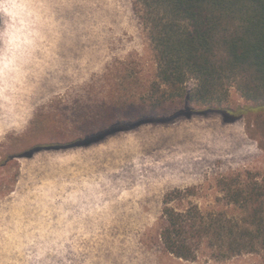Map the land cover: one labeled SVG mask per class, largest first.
I'll list each match as a JSON object with an SVG mask.
<instances>
[{"label": "rangeland", "instance_id": "obj_1", "mask_svg": "<svg viewBox=\"0 0 264 264\" xmlns=\"http://www.w3.org/2000/svg\"><path fill=\"white\" fill-rule=\"evenodd\" d=\"M0 54V264H260L218 259L206 246L185 261L160 234L166 194L189 190L170 204L178 211L230 212L220 182L264 177L263 111L234 123L218 113L178 117L22 157L97 130L110 102L134 97L115 119L148 114L138 98L157 62L131 0H0ZM225 98L251 106L233 86Z\"/></svg>", "mask_w": 264, "mask_h": 264}, {"label": "trees", "instance_id": "obj_2", "mask_svg": "<svg viewBox=\"0 0 264 264\" xmlns=\"http://www.w3.org/2000/svg\"><path fill=\"white\" fill-rule=\"evenodd\" d=\"M131 1L157 62L155 83L138 98L148 114L115 119L133 105L130 100L134 97L119 104L110 102L108 116L100 120L97 130L37 143L22 157L90 147L118 133L178 117L218 113L225 123H234L251 112H264V0ZM230 86L251 106H226ZM168 107L172 111L169 117L151 116ZM220 191L230 212L207 214L194 205L178 211L170 204L189 190L166 194L165 226L160 234L163 248L185 261L195 260L200 247L206 246L218 259L251 255L264 264V177L257 180L247 174L243 179H224Z\"/></svg>", "mask_w": 264, "mask_h": 264}, {"label": "bare ground", "instance_id": "obj_3", "mask_svg": "<svg viewBox=\"0 0 264 264\" xmlns=\"http://www.w3.org/2000/svg\"><path fill=\"white\" fill-rule=\"evenodd\" d=\"M11 31V30H10ZM1 55V54H0ZM2 56V55H1ZM1 69H3L4 71H6L7 69L8 70H12L13 69V67H12V65H9V63L7 64V66H2V68ZM7 72V71H6ZM3 77V76H2ZM1 92H3V91H1ZM1 96V95H0ZM3 97V96H2ZM6 97V96H5ZM1 99V98H0ZM4 102V101H3ZM2 106V105H1ZM13 107V106H12ZM3 113V112H2ZM5 113V112H4ZM3 113V114H4ZM1 114V113H0ZM7 114V113H6ZM9 115V114H8ZM1 116V115H0ZM4 116V115H3ZM21 118V117H20ZM18 126V125H17Z\"/></svg>", "mask_w": 264, "mask_h": 264}]
</instances>
